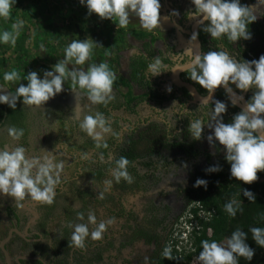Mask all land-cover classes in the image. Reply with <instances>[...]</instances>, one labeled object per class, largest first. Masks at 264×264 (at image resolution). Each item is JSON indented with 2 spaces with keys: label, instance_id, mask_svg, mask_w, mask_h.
<instances>
[{
  "label": "clouds",
  "instance_id": "clouds-1",
  "mask_svg": "<svg viewBox=\"0 0 264 264\" xmlns=\"http://www.w3.org/2000/svg\"><path fill=\"white\" fill-rule=\"evenodd\" d=\"M80 2L86 5L90 15L95 14L101 20H111L120 28L128 26L130 14H134L140 26L149 32L160 26V0H80ZM191 3L195 6V11L187 13L188 19L195 20L197 25H205L207 22L203 31L209 34L212 40L226 37L228 41L236 43L240 39L251 38L248 26L257 20L255 9L264 5V0H257L256 5L252 7L241 5L240 0H191ZM14 4L15 0H0V19L11 16ZM171 15L178 16L179 13L174 11ZM18 31L19 24H12L11 30L0 32V43L11 42L14 45ZM197 37L198 33L194 32L189 44H193ZM95 47L100 46L91 38L83 41L72 39L65 48L64 59L58 61L51 71H45L43 79L36 71L29 72L24 77L27 84L20 83L14 95L12 93L0 95V103L8 104L15 109L17 100L22 98L26 106L42 107L63 91L66 81H70L71 91L76 94V99L86 96L92 105L107 106L115 99L113 86L116 80V74L109 65L104 62L91 63L86 70L83 67H73L70 70L68 67L72 62L77 66L85 65L91 59ZM178 56L187 57V62L176 69H169L162 58L157 56L148 63L147 74L154 77L166 71L187 72L190 79L208 93L207 96L201 97L198 111L212 101V95L218 88L223 87L229 97L235 94L229 85H234L241 92L255 89L251 99L230 123H224L222 119L227 106L220 101H214V108L208 113L210 119L207 123V127L213 130V134L209 135L207 140L212 147H215L217 141L223 146L225 159L231 165V177L244 184L255 183L258 180V173L264 172V55L258 60L242 61L223 49L196 53L188 47ZM3 80L6 83H15L21 80V75L15 70L5 72ZM168 91L170 92L171 88ZM232 104L236 105L234 102ZM176 105L179 104L174 102L171 108ZM77 107L79 105L76 104L73 111L76 115ZM184 111L189 112L185 106ZM204 125L203 118L190 119L188 132L194 140L202 138ZM79 129L93 140L96 149L108 148L107 136L118 137L112 129L111 118L99 111L84 114L82 119H79ZM7 133L12 140L18 141L23 137L24 130L10 126ZM58 144L55 146V152ZM27 151L22 145H17L11 151L7 145L0 149V194L14 198L16 208H22V202L29 198L35 203L51 205L55 199V189L61 183L65 161L57 160L53 152L46 150L44 155H34L29 159ZM87 158V153L82 154V159ZM100 160L104 162L103 153H100ZM109 160H112L111 156ZM129 165L130 161L126 157L121 156L114 160V167L109 169L112 179L103 181L104 191L112 187L113 180L116 183L121 180L129 184L134 182V178L127 171ZM184 167L187 168V165ZM220 170V166L216 165L206 169V172ZM92 182L93 180L91 184ZM195 186L206 188L207 181L197 179ZM243 195L254 202L252 192L243 190ZM98 198L103 199V193H100ZM241 208V201L236 197L224 204L225 211L232 217H235ZM76 219L81 222H68L67 227L73 230L69 247L79 249L85 248V241L89 237L93 241H100L108 227L115 222L114 218L98 222L95 212L91 209L87 213L86 223L83 212H77ZM183 223L185 224L184 221ZM250 231L256 244L264 248V228L251 227ZM245 240L246 234L240 227L232 232L230 238L226 237L223 243L203 240L202 251L197 259L200 264H238V258L250 261L254 251ZM171 251L170 247H165L162 254L171 259ZM144 264H148L147 257Z\"/></svg>",
  "mask_w": 264,
  "mask_h": 264
},
{
  "label": "trees",
  "instance_id": "trees-1",
  "mask_svg": "<svg viewBox=\"0 0 264 264\" xmlns=\"http://www.w3.org/2000/svg\"><path fill=\"white\" fill-rule=\"evenodd\" d=\"M240 4L244 6L242 0H240ZM189 11H195V6L191 10L185 8L181 12L180 19L182 21L186 19ZM260 18L261 21L256 20L248 26L251 38L249 40L240 39L236 43L228 41L226 37L212 40L211 36L203 31V28H198L196 33H198L199 51L207 52L209 50L219 51L223 49L238 60H258L261 55H264V9ZM148 33L144 30H132L130 32V36L140 41L141 44L140 50L131 53L126 63L127 80L139 88L142 91V95L131 103L124 102L115 97L107 106L94 105L92 110L87 113L94 114L99 111L106 117H110L112 129L118 134V137L107 136L106 143L108 144V148L96 149L93 140L86 133L80 131L79 120L70 118L71 109L59 107L52 114L55 122L54 142H59L63 145V150L59 149V151L68 155L70 160L72 159L74 167L78 163H81L80 168L82 169L83 176L90 181L93 180V183L101 185L102 190L105 187L103 181L112 179L109 169L114 167V160L121 156L126 157L130 161L127 171L134 178V182L129 184L121 180L119 183H116L113 180L112 186L117 190L125 189L128 191L146 188L144 186H147L148 182L151 183V181L157 179L156 172L158 173L161 170L167 171V167L174 160H167L161 155V151L164 149L178 151L185 161H195L198 157H202L203 167H199L196 163L192 164L191 169L187 173L186 184L176 188V193L181 195L185 201L192 203L188 209V216L184 219V222L190 226L184 238L185 242L186 240L188 241L190 251L185 255L181 250L177 252L176 238H173L170 241V248L172 250L171 259L164 257L162 252L159 254L155 250L150 258V263L182 264L183 261H188L192 256H199V253L202 251L201 242L203 240H208L209 242L213 240L216 242L225 240L226 237H231L232 232L237 227H240L246 234L245 242L254 251V256L250 261L238 258V264H264V248L256 244L250 231L251 227L264 228V172H259L258 180L251 185L235 180L231 177V165L225 159L224 149L222 153L215 151L214 154L200 151L197 147L199 140H194L188 132L190 119L197 117L203 118L205 129L210 119L208 113L214 108V101H220L227 106L226 112L222 115L224 123L232 122L233 117L240 110L229 103L222 87L213 93L212 101H209L200 111L198 109L201 103H189L185 106V102L191 100V95L184 87H177L179 95L168 96L167 92H164L161 87L162 74L150 77L147 74V65L157 56L161 57L163 63L167 66L172 65V61L161 52H155L151 48L149 42L152 41V37ZM147 38L148 42L145 41ZM170 52L172 55H175L172 49H170ZM185 60L186 58L184 57L180 59L179 63L184 64ZM46 69V66L40 64L35 71L41 77ZM178 77L181 82L191 84L201 97L207 95V91L192 81L187 72H179ZM3 81V76L0 73V83ZM20 83L26 85L27 81L21 78L16 87ZM229 86L233 88L235 93H241L234 85ZM15 90L13 86H9L8 88L9 93L13 95L15 94ZM254 91L255 89H251L244 93L246 103L251 99ZM169 99L179 104L176 105L177 111L174 114V122L171 127H168L163 119L158 124H154L149 123L147 117L142 118L138 116L137 107L141 103L152 105V109L162 111V103ZM184 106L189 112L184 111ZM154 109L153 112L157 115L158 112L155 113ZM26 112V108L18 101L16 102L15 109L9 107L8 104H0V126L22 128L24 135L18 140L19 145L22 146L25 145L28 133ZM126 116L133 117L134 119L127 118ZM140 128L143 130H140ZM204 129L202 135L204 134ZM1 144L0 142V146ZM91 149L99 155L103 153L104 162H101L94 155L90 159L80 160L82 154L87 153ZM107 149L110 155L106 153ZM109 156L112 157V160H109ZM74 159L77 161L74 162ZM216 165L220 166V171L206 172V169ZM197 179L206 180V188L204 186L196 187L195 182ZM243 190H248L254 194V202L243 195ZM69 191L71 193V201H80V207L75 210H71L68 205L64 207L63 214L65 221L67 223L74 220L78 221L76 219L77 212H83L85 214L84 222L86 223L88 211L90 209L94 210L95 203L97 202L94 194L87 188L77 190L73 187ZM239 193L240 195H238ZM233 197L239 199L242 205L241 210L237 212L235 217L230 216L224 209V204ZM150 206L152 207V205ZM152 218L149 220L152 221ZM163 218L164 216L161 219H157L156 225L160 224ZM54 220L56 221L54 226L56 228L59 227L61 225L60 217L58 216V219L54 217ZM63 230L64 233L68 234L69 239L67 242H69L72 232L66 226L63 227ZM150 239H147V241L149 242ZM181 254L183 255L182 258Z\"/></svg>",
  "mask_w": 264,
  "mask_h": 264
},
{
  "label": "rangeland",
  "instance_id": "rangeland-1",
  "mask_svg": "<svg viewBox=\"0 0 264 264\" xmlns=\"http://www.w3.org/2000/svg\"><path fill=\"white\" fill-rule=\"evenodd\" d=\"M242 3L244 6L252 7L256 5L257 0H242ZM160 4V26L156 30L148 31V34L152 37V41L149 42L151 48L155 52H161L166 57L172 58L169 53L170 49H178L176 38H179L183 39V43L186 42V48L191 47L197 53V41H193L191 45L189 41L197 28H204L207 22H205V25H197L195 20L186 18L182 21L180 19V14L185 8L191 10L194 7L191 0H160ZM262 9H264V5H260L255 9L257 18H259ZM174 11L178 12L179 15L172 16L171 13ZM165 17L168 19H165ZM14 23L19 24L16 43L14 45L11 42L7 44L0 43V73L2 76L5 72L15 70L20 73L21 78H24L29 72L35 71L40 64L47 67L45 71H51L58 61L64 59L65 48L72 39L83 41L91 38L100 47L93 49V55L85 65L77 66L72 62L68 66L69 69L83 67L86 70L91 63H107L116 74L113 86L114 97L131 103L142 95V91L127 80V58L131 53L139 51L141 44L140 41L130 36V32L132 30L147 31L140 26L139 20L134 14H130L128 26L120 28L111 20H101L95 14L90 15L86 5L81 4L80 0H15L11 16L7 19H0V32L11 30V25ZM145 41L148 42V38ZM171 69H176V65ZM171 74L172 71H166L165 75L162 76L161 87L167 92L168 96H177L178 90L174 86V82L180 81L176 76L174 82L171 81ZM43 77L44 73L40 78L43 79ZM17 83L18 81L15 83H6L5 81L0 83V95L9 94V86L16 89ZM169 88H171L170 92L168 91ZM190 95L192 96V102L198 103L194 95ZM17 101L27 110V121L30 129L28 136L29 154L31 157L44 155V150L53 152L54 147L51 142L55 132V122L52 114L55 109L59 107L69 108L72 111L70 118L79 120L94 107L86 96L77 97L76 99V94L71 91L70 81H66L63 91L42 107L26 106L22 98ZM76 104L79 105L76 109L77 115L76 112H73ZM172 106V102H164L161 113L156 115L150 105L141 103L137 107L138 116L147 117L148 122L154 124H158L163 119L165 124L171 127L174 122V114L177 111V107L171 108ZM154 111L156 113V110ZM127 118L134 119L129 116ZM140 130L143 129L140 128ZM212 134L213 130L206 126L202 138L197 143L198 149L209 154H214L215 151L222 153L223 146L219 145L218 141L215 142V147L210 146L207 137ZM4 137L7 144L12 147L14 144L12 138L9 135ZM161 155L167 160L176 159L173 163L176 166L171 168L168 173H158V178L151 181L150 185L154 197L163 193L165 199H167L165 201L168 209L165 213L167 227L162 236L158 253L161 254L164 247H170V241L176 238V251L181 250L185 255L190 251L188 241L185 242L184 240L187 235V228L189 229L190 226L187 223L184 224L183 221L188 216V209L192 203H184L174 191L177 187L185 185L191 165L196 163L198 166L203 167V162L201 158H197L195 161H184L179 152L173 149H164L161 151ZM62 160L65 161V165L69 164L66 156ZM185 164L187 168L184 167ZM76 184L81 188H87L97 193V187L88 180L79 179ZM6 198H9V196L0 194V200ZM57 214L58 209L56 208L55 215ZM223 242L224 240H221L218 243ZM197 257L192 256L188 261H183L182 264H200Z\"/></svg>",
  "mask_w": 264,
  "mask_h": 264
},
{
  "label": "flooded vegetation",
  "instance_id": "flooded-vegetation-1",
  "mask_svg": "<svg viewBox=\"0 0 264 264\" xmlns=\"http://www.w3.org/2000/svg\"><path fill=\"white\" fill-rule=\"evenodd\" d=\"M257 20L261 21L260 16ZM196 41L198 44V40ZM176 43L180 50L172 49L175 55L169 52L172 57L170 58L172 65L168 66L169 69L174 65L176 67L183 65L179 63L182 58H179L178 54L186 49V42L183 43V39L176 38ZM185 58L186 63L187 57ZM165 73H161L162 76ZM178 74L176 77H178ZM179 81L181 82L180 78ZM177 95H179V92ZM167 101L176 102L171 99ZM189 103L198 104L192 102V96L191 100L185 102V106ZM156 112H158L157 114L161 113L159 109ZM27 117L28 114L26 112L28 133L23 147L28 150L27 155L31 159L28 140L30 129ZM0 130V142L2 143L0 149L7 145L8 150L11 151L12 148L19 145V141L14 140L12 147L7 144V140L4 137L8 135L7 128L3 125L0 126ZM57 143L59 142H54L53 135L51 145H53L54 149ZM63 148V145L59 143L56 152L53 150L57 160H62L64 156L69 160V164L65 165L61 173V183L55 189L56 195L53 204L35 203L29 198L22 202V208H16L14 198L9 197L0 200V264H7L3 250L7 254L8 264H144L145 257L148 258V264H151L152 253L155 250H159L162 236L167 227L165 213L168 209L166 208L167 202L165 201L167 199H165L164 194L161 193L154 197L152 194L153 190L150 188L151 183L149 182L147 186H144L146 188L142 190L133 189L132 191L117 190L113 186L108 191H104L105 187L102 190L101 185L92 182L97 187V193L92 192L97 201L93 210L97 216V221H107L109 218H114L115 222L108 227L100 241H93L89 237L85 241L84 249L69 247V242H67L69 239L68 234L63 232V227L66 226L68 228L64 219L63 209L67 205L71 210L80 207V201H71L69 190L73 187L77 190L86 189L79 187L76 183L79 179L90 180L82 175L81 163L74 167L72 159L70 160L68 155L59 151V149L63 150ZM106 153L110 155L108 149ZM87 154V159H90L92 155L100 159V155L92 149L87 151ZM180 157L182 158L181 154ZM198 158H201L203 162L202 157ZM80 160H82V157ZM173 160L176 161V159ZM76 161L74 159V162ZM173 163L167 167V173L176 166ZM166 172L158 171L160 174ZM158 173H155L157 178ZM100 193H103V199L98 198ZM174 193H176V190ZM176 195L184 203L187 202L178 193ZM56 208L58 209L57 215L61 220V225L57 228L54 226L56 223L54 217L58 219V216H55ZM162 214L164 216L163 221L156 225V220L161 219L163 217ZM151 217H153L152 221L149 220ZM71 222L80 223L81 221L74 220ZM68 229L71 232L73 231L70 228ZM149 238L151 239L148 242L147 239Z\"/></svg>",
  "mask_w": 264,
  "mask_h": 264
},
{
  "label": "water",
  "instance_id": "water-1",
  "mask_svg": "<svg viewBox=\"0 0 264 264\" xmlns=\"http://www.w3.org/2000/svg\"><path fill=\"white\" fill-rule=\"evenodd\" d=\"M197 50L199 51V46L197 44ZM177 68V67H176ZM181 70H177L176 72H172L171 74V81L174 82V77L177 76V74L180 72ZM174 84L178 87H184L186 88L190 94H193L194 97L197 99L198 103H201V96L195 91L194 87L191 85V84H188V83H184V82H174ZM223 88V87H222ZM224 89V88H223ZM225 91V94H226V90L224 89ZM234 92V91H233ZM235 93V92H234ZM244 93L245 92H241L240 94H233L231 97H229L228 94H226V97L229 101V103L232 104V102L236 103L235 107L237 109H239L240 111L242 110V108L244 107V105L246 104V101L244 99ZM208 95V94H207ZM206 95V96H207ZM213 96V95H212ZM240 97H243V99H241ZM231 98V99H230ZM232 100V101H231ZM233 105V104H232ZM3 250V249H2ZM3 253H4V256H5V259H6V262L8 264V257H7V254L6 252L3 250Z\"/></svg>",
  "mask_w": 264,
  "mask_h": 264
},
{
  "label": "crops",
  "instance_id": "crops-1",
  "mask_svg": "<svg viewBox=\"0 0 264 264\" xmlns=\"http://www.w3.org/2000/svg\"><path fill=\"white\" fill-rule=\"evenodd\" d=\"M146 32H148V31H146Z\"/></svg>",
  "mask_w": 264,
  "mask_h": 264
}]
</instances>
